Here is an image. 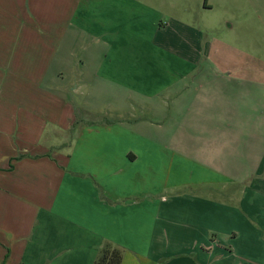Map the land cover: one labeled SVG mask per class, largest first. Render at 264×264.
Segmentation results:
<instances>
[{
    "label": "crops",
    "instance_id": "obj_1",
    "mask_svg": "<svg viewBox=\"0 0 264 264\" xmlns=\"http://www.w3.org/2000/svg\"><path fill=\"white\" fill-rule=\"evenodd\" d=\"M218 6L0 0V264H264V0Z\"/></svg>",
    "mask_w": 264,
    "mask_h": 264
},
{
    "label": "rangeland",
    "instance_id": "obj_2",
    "mask_svg": "<svg viewBox=\"0 0 264 264\" xmlns=\"http://www.w3.org/2000/svg\"><path fill=\"white\" fill-rule=\"evenodd\" d=\"M242 1L243 0H218L219 2V6L217 7L216 9V12L219 13V17H222L223 15L227 16V17H230L235 25V31H236V34H235V38L238 37V39H241V20L237 18V15L241 12V9H242ZM252 12L253 9H252ZM256 37H258L259 35L258 34H255ZM261 37L263 38L264 40V30L261 31ZM236 41H238L236 39ZM138 113V112H136ZM109 118L110 120H115L116 117L114 115H109Z\"/></svg>",
    "mask_w": 264,
    "mask_h": 264
},
{
    "label": "trees",
    "instance_id": "obj_3",
    "mask_svg": "<svg viewBox=\"0 0 264 264\" xmlns=\"http://www.w3.org/2000/svg\"><path fill=\"white\" fill-rule=\"evenodd\" d=\"M122 257V251L108 243L93 264H121Z\"/></svg>",
    "mask_w": 264,
    "mask_h": 264
}]
</instances>
